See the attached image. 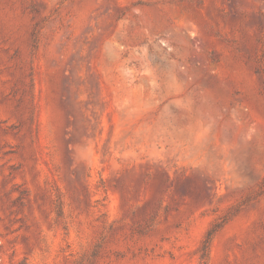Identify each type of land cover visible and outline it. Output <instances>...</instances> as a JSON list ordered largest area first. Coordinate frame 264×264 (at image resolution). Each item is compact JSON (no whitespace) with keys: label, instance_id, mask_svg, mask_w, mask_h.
<instances>
[{"label":"rangeland","instance_id":"374dc122","mask_svg":"<svg viewBox=\"0 0 264 264\" xmlns=\"http://www.w3.org/2000/svg\"><path fill=\"white\" fill-rule=\"evenodd\" d=\"M259 66L264 0H0V264H264Z\"/></svg>","mask_w":264,"mask_h":264},{"label":"trees","instance_id":"16d2710c","mask_svg":"<svg viewBox=\"0 0 264 264\" xmlns=\"http://www.w3.org/2000/svg\"><path fill=\"white\" fill-rule=\"evenodd\" d=\"M256 71L261 73V75L264 77V66H259L256 69ZM220 226H221V222H215L206 231V233L204 235V238L202 240V243H201V251H202L201 257L202 258H207L208 257L209 248H210V244H211L212 238H213L214 234L216 233V231L218 230V228Z\"/></svg>","mask_w":264,"mask_h":264}]
</instances>
